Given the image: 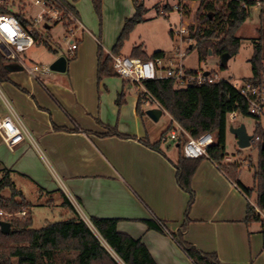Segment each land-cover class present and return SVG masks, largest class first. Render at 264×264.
<instances>
[{
    "label": "crops",
    "instance_id": "1",
    "mask_svg": "<svg viewBox=\"0 0 264 264\" xmlns=\"http://www.w3.org/2000/svg\"><path fill=\"white\" fill-rule=\"evenodd\" d=\"M89 1H74L81 25L82 5L90 11ZM108 4L116 12L100 32L107 53L135 12L131 0H103L104 11ZM80 40L70 64L66 51L55 47L57 53L42 63L49 66L63 55L64 72L30 77L14 69L0 82V116L12 114L26 133L11 147L0 136V170H9L15 181H29L38 198L59 207L66 218L71 212L62 205L63 195L90 228L91 217L117 219V231L139 239L155 264H195L170 234L185 221L189 199L176 182L175 139L176 155L161 143L159 150L145 144L158 141L145 125L150 107L141 106L139 115V90L119 76L98 81L97 46L88 37ZM121 91L124 102L117 105ZM191 188L194 201L183 239L215 253L221 264H264L261 225L252 230L251 222L243 221L252 194L241 192L208 157L198 163ZM145 220L161 229L149 228Z\"/></svg>",
    "mask_w": 264,
    "mask_h": 264
},
{
    "label": "trees",
    "instance_id": "2",
    "mask_svg": "<svg viewBox=\"0 0 264 264\" xmlns=\"http://www.w3.org/2000/svg\"><path fill=\"white\" fill-rule=\"evenodd\" d=\"M131 1L135 12L130 18L125 19L110 52H105L100 45L97 48L98 81L103 77L118 76L112 67L110 54L121 55L124 42L129 38L130 33L137 24L145 20L144 0ZM261 1L264 2V0ZM92 2L100 18V0H92ZM203 2L201 0V5ZM242 3L249 7L254 5L256 0H231L223 14L215 11L212 3H206L204 8L207 12L203 16L205 26H198L195 29L190 27L189 37L195 43L186 50L196 47L200 61L209 53L218 57L225 53L230 57L236 54L240 45L236 32L249 17V9L242 7ZM263 12L264 6L260 8V18ZM258 31L263 34V26ZM169 35L173 36L172 30H169ZM35 39L37 43H42L49 52L57 53L48 37L43 39L35 33ZM258 40L253 44L249 59L251 76L245 80L256 81L262 73L264 46L262 39ZM129 56L149 60L162 58L165 53L159 50L147 54L140 44L131 48ZM7 65L0 53V82L9 80ZM219 65L221 69L224 68L220 62ZM123 81L126 82V80ZM142 84L172 120L180 125L190 137L196 138L204 133L214 135V143L207 148V155L194 159L183 157L180 151L187 137L179 133L175 138L179 150L175 163L176 182L189 195V199L185 221L176 232L170 234L195 264H221L215 253L203 252L183 239L187 214L194 201L191 178L200 160L208 157L246 196L249 197L255 192V206L258 210L264 211V151L260 147L261 140L264 139V131L257 127L254 132L255 135L260 136V141L252 145V149L257 150V161L254 165L249 159L250 166L254 168L253 184L252 187H246L239 180L242 164L237 161H225V157L228 156L225 152V141L229 114L235 112L237 115L249 116L246 102L228 81L222 79L214 83L188 85L182 88L176 87L175 82L169 78L144 80ZM123 102L124 93L121 91L117 95L116 103L121 105ZM140 107L138 102L137 112L142 115ZM170 129L171 125L167 131ZM109 134L117 135L118 133L111 130ZM160 143L161 140L154 143L145 142L147 146L156 150H159ZM0 173V211L16 213L24 210L26 212L22 217L3 218L0 216V221H7L10 225L7 234L0 231V264H155L147 248L139 239L117 231V219L91 217L89 220L92 228H90L63 194L62 205L71 212V216L55 222H45L42 227L33 228L30 202L16 187L9 170L1 169ZM4 189L9 191L7 196L2 194ZM243 221L245 224L260 223L264 253V219L261 218L260 213L255 211L251 203L247 205ZM145 223L149 228L161 229L155 221L145 220Z\"/></svg>",
    "mask_w": 264,
    "mask_h": 264
},
{
    "label": "built area",
    "instance_id": "3",
    "mask_svg": "<svg viewBox=\"0 0 264 264\" xmlns=\"http://www.w3.org/2000/svg\"><path fill=\"white\" fill-rule=\"evenodd\" d=\"M229 1L231 0H207L206 2L212 3L213 9L223 14ZM167 2L158 9V15L166 17L170 12H177L181 17L185 15L184 0H175L173 3ZM255 5L261 8L264 6V2L256 0V3L249 7L245 3L241 4L249 11ZM183 21L182 18L176 34L181 41L189 43L191 41L189 37L190 25L183 23ZM53 25H60L63 29V39L68 44V56H73L78 47L76 35L82 28L75 13L74 0H0V53L6 63L20 66L30 77H36L38 73H48L50 70L47 65L28 63L24 58V53L37 43L35 33L43 36L42 31H48ZM38 27L42 28L41 31ZM110 57L116 74L121 79L135 85L139 90L138 102L140 106L160 108L162 111L164 108L143 86L142 81L169 78L175 82L176 87L182 88L188 85H201L222 80L211 71L186 68L183 63L184 53L179 48L173 57L163 56L149 60L113 54H110ZM229 83L246 102L247 113L254 121L249 146L252 147L254 143L260 141V136L254 134L256 128L260 127L264 131V62L258 80ZM236 116L235 112L229 114L230 119H235ZM171 121L170 138L175 139L179 133H183L187 137L180 148L183 157L194 159L207 155V148L214 143L212 133H204L193 138L172 118ZM24 135H26L25 130L12 114L0 116V136L8 147L21 141ZM225 161L231 162L232 159L226 156ZM244 165L247 164L244 163ZM253 206L255 211L259 213L256 206ZM25 214L24 210L16 213L0 211V216L3 218L22 217Z\"/></svg>",
    "mask_w": 264,
    "mask_h": 264
},
{
    "label": "rangeland",
    "instance_id": "4",
    "mask_svg": "<svg viewBox=\"0 0 264 264\" xmlns=\"http://www.w3.org/2000/svg\"><path fill=\"white\" fill-rule=\"evenodd\" d=\"M167 1L169 3L175 2V0H144L146 7V12L144 14L145 20L144 22L137 24L130 33L129 38L124 42L121 55H128L133 46L140 44L143 46V49L147 54H152L154 51L160 50L165 53V57L175 56L176 50L179 48L184 53L183 63L185 67L189 69L208 70L215 73L218 78L227 80L231 83H240L251 76V65L249 59L252 54L253 44L261 38L264 46V12L262 13V18H260V7L255 5L250 8L249 17L242 23L236 32V36L240 39L238 51L227 60L224 68L221 69L219 65L220 57L209 53L203 60L200 61L196 47L191 50H186L190 45H194V40L189 41V43L181 41L176 34L182 18L184 20L183 23L190 25L192 29L205 25L203 16L207 12L204 8L207 0H203V5H201V0H184L185 15L183 17L178 15L177 12H170L166 15V17L158 15V9L164 6ZM88 3L90 4H88L90 11L86 9L85 4L82 5L84 7L83 10L85 19L88 22L85 19H82V28L78 31L76 38L81 39V42L83 38L88 37L93 41L92 45L94 44L97 48L100 45L103 48L105 42L101 38L100 32L104 28V24L108 27L109 21H111L113 14L116 12V8L115 6L110 7L108 4L104 11L103 0H100L101 17L99 18L95 12L92 0ZM262 26L263 34L258 31V29H261ZM38 28L41 31L42 28ZM169 30L173 31L172 37L169 35ZM42 33L43 36H41L43 39L46 38V35L51 36L49 42L53 47L56 49L61 48L67 52L68 44L63 39L64 32L60 25L50 26L48 31L43 30ZM66 52L65 55L68 56ZM51 55L52 53L49 52L42 43H39L35 48L25 52L24 58L28 63L42 64L46 62L47 59L51 58ZM67 58L69 60V64L75 60L74 57ZM21 73L25 74L23 70ZM38 74L40 75L41 73ZM0 91L4 92L1 86ZM0 97H2L1 93ZM171 122V117H169L166 113H163L157 121H153L148 118L145 119V125L147 130L150 132V138H157L158 140H161V147H163L165 151L169 150V154L176 155L177 148L175 147V142L170 138V131H167ZM240 124H244L248 134L253 132L254 121L250 116L237 115L235 119L228 118L225 152L228 155L227 157L232 159L231 162L237 161L242 164L243 167L239 173V180L245 186L252 187L254 168L250 166L249 159L252 164H256L257 150L252 149V147L243 149L238 148L236 139L230 132V128L238 127ZM163 133L165 134L162 136ZM244 163L247 165H244ZM12 180L16 184L17 188L22 190L24 197L31 204L33 228H40L45 224V222H55L66 218L65 215H63V211L59 209V207L45 205L44 203L47 199H39L34 187L29 181H15L14 178ZM2 194L7 196L9 191L4 189ZM56 199L52 200V203H54ZM250 203L252 205H256L255 192H253L250 197ZM259 213L261 218L264 219V211L259 210ZM250 225L253 230V228H259L260 223L251 222ZM112 255L114 256V254ZM114 257L121 263L116 256Z\"/></svg>",
    "mask_w": 264,
    "mask_h": 264
},
{
    "label": "water",
    "instance_id": "5",
    "mask_svg": "<svg viewBox=\"0 0 264 264\" xmlns=\"http://www.w3.org/2000/svg\"><path fill=\"white\" fill-rule=\"evenodd\" d=\"M230 58V55L225 53L220 56V63L221 65L225 66V63ZM67 66V60L63 55L57 56L50 64H49V70L54 72H64L66 70ZM8 71L19 69L21 70V67L13 64V65H7L6 66ZM145 114L153 121H157L159 117L162 114V110L160 108H149L145 111ZM230 132L234 135L236 139V144L239 149L247 148L250 146V139L251 135L247 133L244 124H240L238 127H231ZM261 150L264 151V141L261 142ZM9 222L7 221H0V231L4 234H7L9 232Z\"/></svg>",
    "mask_w": 264,
    "mask_h": 264
}]
</instances>
